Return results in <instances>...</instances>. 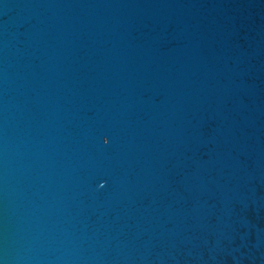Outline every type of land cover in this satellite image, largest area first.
Instances as JSON below:
<instances>
[{
  "label": "water",
  "instance_id": "95a60500",
  "mask_svg": "<svg viewBox=\"0 0 264 264\" xmlns=\"http://www.w3.org/2000/svg\"><path fill=\"white\" fill-rule=\"evenodd\" d=\"M0 264H264V0H0Z\"/></svg>",
  "mask_w": 264,
  "mask_h": 264
}]
</instances>
